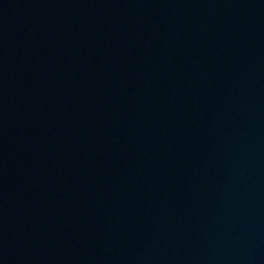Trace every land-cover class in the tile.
I'll return each mask as SVG.
<instances>
[{"label": "water", "instance_id": "obj_1", "mask_svg": "<svg viewBox=\"0 0 264 264\" xmlns=\"http://www.w3.org/2000/svg\"><path fill=\"white\" fill-rule=\"evenodd\" d=\"M211 171L247 264H264V0H167Z\"/></svg>", "mask_w": 264, "mask_h": 264}]
</instances>
